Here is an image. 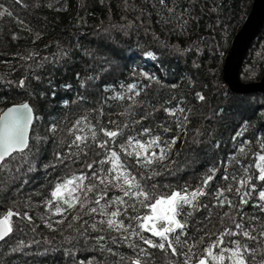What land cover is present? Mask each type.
Segmentation results:
<instances>
[{"label": "trees", "instance_id": "1", "mask_svg": "<svg viewBox=\"0 0 264 264\" xmlns=\"http://www.w3.org/2000/svg\"><path fill=\"white\" fill-rule=\"evenodd\" d=\"M251 5L252 0H166V6L159 0H0V110L27 101L39 117L32 124L30 151L15 154L17 158L0 169V217L12 209L32 218L31 223L12 218L13 231L0 242V264H131L135 253L129 245L147 246L135 235L124 240L123 232L93 231V222L109 218L86 214L88 207L99 206L67 209L62 205L67 211L61 216L54 214L56 202L49 206L47 201L52 199L51 192L57 184L81 174L88 177L84 185H97L88 193L89 199L95 200L104 191L106 199L123 196L108 183L116 174L105 171L111 164L94 162L107 159L110 148L119 154L125 169L139 178L145 169L119 145L143 127H152L154 134L165 139H179L167 159L152 165L163 172L155 178L161 186L178 189L187 183L195 187L210 167H216L218 171L208 189L212 191L227 184L222 179L226 173L245 175L246 166L252 182L258 188L264 184L255 179V164L259 163L256 153L262 151L260 145L264 143V92L238 94L230 91L222 79L224 58ZM33 74L41 79L37 81ZM263 75L264 25L244 58L241 79L252 82ZM24 77H28L26 87L20 88L18 81ZM130 84H136L135 91H140L135 101L147 97L152 104L159 102V110L140 123L134 121L145 113L144 107L134 106L132 99L120 98L133 96L127 88ZM197 93L203 94L205 100L199 101ZM164 107L185 109L187 121L178 113L183 128H177L176 118L167 115ZM78 120L80 124H76ZM109 120L129 127L122 128L123 136L117 137L115 143L101 149L96 144L107 137L99 129L116 127ZM159 124L172 130L164 132L156 127ZM90 125L97 131L96 141L91 139ZM237 132L242 134L236 136ZM76 135L88 137L87 144L69 147ZM89 164L93 165L91 170ZM93 171L105 178V184L92 178ZM160 191L168 189L161 187ZM74 194L84 199L82 191ZM225 194L238 203V196ZM200 199L212 203L209 197ZM104 203L101 200V205ZM116 207L124 206L114 205L108 211ZM242 207L246 216L264 220V212L258 208ZM145 211L142 207L138 212L128 209L133 216ZM224 211L239 218L234 209L226 206L212 208L213 215L206 221L200 220L206 210L195 213L194 226L200 230L189 236V245L195 243L193 236L219 235L225 227L232 226L227 217L217 219V213ZM77 216L82 219H74ZM124 222L129 223L127 217ZM81 233L114 237L115 243L110 239L102 242L112 252L101 250L92 239L85 241ZM149 251L154 253V264H182L183 257L158 249ZM194 263L193 259L191 264ZM225 264L230 262L226 259Z\"/></svg>", "mask_w": 264, "mask_h": 264}, {"label": "snow or ice", "instance_id": "2", "mask_svg": "<svg viewBox=\"0 0 264 264\" xmlns=\"http://www.w3.org/2000/svg\"><path fill=\"white\" fill-rule=\"evenodd\" d=\"M159 3L166 6V0H159ZM7 14L11 15L10 12ZM0 15H3V13H0ZM37 38H39V34H37ZM33 76L37 81L41 79L35 74ZM27 79L28 77L20 79L18 87L25 88ZM88 79H92V77H88ZM84 83L82 80V87ZM49 85H51V81H49ZM127 88L129 92L133 93V96L120 98L132 99L134 106L141 105L145 109V113L134 123H140V121L148 119L149 115L159 110L157 107L159 102L152 104L147 100V97H145L144 101L134 100V97L140 96V91H135L137 88L136 84H130ZM53 95H55L54 92ZM196 97L199 101L205 100V96L201 93H197ZM163 111L167 115L176 118L177 128H183L178 113L183 116L184 121L188 120L185 109L182 107L175 110L164 107ZM0 112H2L0 114V169H5L11 159L17 158L15 154L26 155L27 151H30L29 129L34 119H39V117L34 116V109L28 102L10 106L6 110H0ZM83 119L87 120V117ZM80 123L81 121L79 120L76 122V124ZM109 123L115 124V130L99 129V132L103 133V136L107 137V139L97 142L96 146L98 148L106 149L110 142L115 143L117 137L123 136L122 128L129 127L127 124L121 126L112 120H109ZM156 127L164 132L172 130L164 124H159ZM90 128L92 130L91 139L96 141L97 131L95 126L90 125ZM79 130L83 131L82 128ZM69 131L72 134V130L70 129ZM154 132L155 130L152 127H143L136 135L125 137L119 145L126 155L135 156L136 163L145 169V172L139 178L125 169L119 154L110 148H108L110 155L107 159L94 162L111 164V167L105 171L109 174H116L111 176L108 183L121 191L123 196L106 199L107 192L104 191L103 193H98L95 200H91L88 198V193L93 192L97 185L91 183L84 185L83 181L88 179L86 174H81L79 177L73 176L62 184H57L51 192L52 199H49L47 204L52 206L56 202L54 214L62 216L67 209L75 208L77 205L81 209L88 207L89 204L99 206L88 207L86 214L98 213L100 216L109 218L93 222L90 225L93 231L104 232L113 230L123 232L125 233L122 237L124 240H127L129 235H135L143 245L147 246L142 247L139 243L129 245L135 253V256L130 258L131 264H154V253L150 252V249H158L161 253L170 256L183 257L182 264H191L193 259L195 264H225L226 259L230 264H264V220H261L259 216H246L242 207L251 206L264 212V184H261L258 188L257 184L252 182V176L248 175L250 168L246 166L243 169L245 175L238 177L235 173H226L222 176V179L227 184L219 186L212 191H208V189L218 171L216 167H210L195 187L187 183L184 187L178 189H173L171 185L161 186L155 182V178L163 175V172L156 171L155 168H152V165L168 158V154L178 137L173 136L171 139H165L159 133L154 134ZM241 134V132H237L236 136ZM138 136L148 138L139 139L137 138ZM235 138L233 137V139ZM87 140L88 137L86 136L76 135L69 147L76 146L79 148L80 144H87ZM245 143L248 142L246 141ZM260 147L262 151L256 153L259 163L255 164V168L258 169L255 179L264 182V143H261ZM241 152H243V149H241ZM57 159H60L59 153H57ZM88 168L91 170L93 165L89 164ZM150 168L151 171L149 172L148 169ZM92 178L98 179L100 184H105V178L99 177L95 171L92 172ZM233 182H235V187H233ZM161 187L168 189V191L161 192ZM189 189L192 190L189 191ZM81 191L84 195L83 200H81L79 195L74 194ZM225 193H232L233 196H238V203L229 199ZM254 193L256 194L255 196H253ZM124 197L128 199L125 200ZM201 197H209L212 202L211 205L201 202ZM101 200H105L103 205H101ZM62 205H67V209L63 208ZM114 205L124 207H116L114 210L108 211ZM225 206L228 209H234L239 218L228 211H224L222 214L217 213V219L223 221L227 217L231 221L232 226L225 227L219 235L216 233H205L204 236H193L195 243L189 245V236L200 230L194 226L196 224L195 213L206 210V215L200 218V220L206 221L213 215L212 208L224 209ZM140 207L147 211L143 214L129 215V208L138 212ZM14 216L28 223H31L32 220L27 213L20 216L19 212L8 209L6 214L0 217V240H4L12 233V218ZM125 217L129 220L128 224L124 222ZM74 219L79 220L82 218L77 216ZM57 223H62V221H57ZM84 223L87 224L88 221H84ZM98 225H106L107 228L98 227ZM47 226L49 228L52 227L51 224ZM69 226L71 227V225ZM143 233H150L151 235L145 236ZM81 236H83L85 241L88 239L94 240L95 246L110 253L112 248H106L102 242L106 239H110L113 243L116 242L114 237L106 238L104 235L89 237L81 233ZM205 236H208L207 243H205ZM212 236L216 238L212 239ZM153 237L156 239H153ZM232 237H239V239H226ZM200 245H203L202 251L200 250ZM229 245H232V247H229ZM185 249L187 250L185 251ZM225 254L228 255L226 256ZM121 259H124V257L121 256ZM167 264H172V262L168 261Z\"/></svg>", "mask_w": 264, "mask_h": 264}, {"label": "water", "instance_id": "3", "mask_svg": "<svg viewBox=\"0 0 264 264\" xmlns=\"http://www.w3.org/2000/svg\"><path fill=\"white\" fill-rule=\"evenodd\" d=\"M263 25H264V0H252L251 8L244 22L242 23L241 27L238 29L235 36L233 37L231 41V45L226 53L222 65L223 82L232 92L238 94L264 92V75L261 76L259 80L247 82V83L241 82L240 79V71L244 58L249 50V47L258 37ZM16 104H20V103L11 104L5 107L3 110H6L8 107ZM0 114H2V112H0ZM31 128L32 125L30 126L29 129V137L31 133ZM2 241L3 240H0V242Z\"/></svg>", "mask_w": 264, "mask_h": 264}, {"label": "bare ground", "instance_id": "4", "mask_svg": "<svg viewBox=\"0 0 264 264\" xmlns=\"http://www.w3.org/2000/svg\"><path fill=\"white\" fill-rule=\"evenodd\" d=\"M243 63H244V61H243ZM242 67H243V64H242ZM242 67H241V70H242ZM240 79H241V71H240ZM241 82H243L242 79H241ZM243 83H247V82H243Z\"/></svg>", "mask_w": 264, "mask_h": 264}, {"label": "rangeland", "instance_id": "5", "mask_svg": "<svg viewBox=\"0 0 264 264\" xmlns=\"http://www.w3.org/2000/svg\"><path fill=\"white\" fill-rule=\"evenodd\" d=\"M178 142H179V139H177L176 143L178 144Z\"/></svg>", "mask_w": 264, "mask_h": 264}]
</instances>
